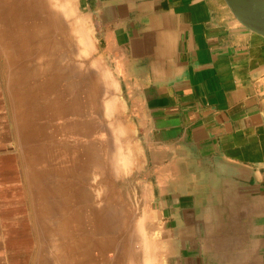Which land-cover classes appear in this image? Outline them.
<instances>
[{"label":"crops","instance_id":"0c3cea01","mask_svg":"<svg viewBox=\"0 0 264 264\" xmlns=\"http://www.w3.org/2000/svg\"><path fill=\"white\" fill-rule=\"evenodd\" d=\"M85 1L147 147L139 185L156 257L214 264L259 241L264 264V218L242 215L248 201H223L227 188L264 191V37L243 27L225 0ZM91 1L104 12L95 13ZM1 82L0 75V264H33L38 241L27 176L11 149ZM208 194L214 216L186 218L187 210H208Z\"/></svg>","mask_w":264,"mask_h":264},{"label":"rangeland","instance_id":"374dc122","mask_svg":"<svg viewBox=\"0 0 264 264\" xmlns=\"http://www.w3.org/2000/svg\"><path fill=\"white\" fill-rule=\"evenodd\" d=\"M114 65L85 0H0V75L33 264H161L139 185L147 147Z\"/></svg>","mask_w":264,"mask_h":264},{"label":"water","instance_id":"95a60500","mask_svg":"<svg viewBox=\"0 0 264 264\" xmlns=\"http://www.w3.org/2000/svg\"><path fill=\"white\" fill-rule=\"evenodd\" d=\"M228 8L236 18V20L246 29L261 35L264 37V0H225ZM231 184V183H227ZM230 188V187H229ZM262 191L263 197L259 191ZM224 193L223 201L224 203L229 202L230 200L233 202H239L245 200L248 201V205L243 210L242 215L248 218L255 217H263L264 218V191L261 189L259 185H251L249 184V190H245L242 193L238 194L237 192L230 193L233 189H226ZM222 195V197H223ZM208 199L205 200L208 210L200 211L197 210H187L185 211L184 216L186 218L193 217H213L214 210L211 209L212 201L211 194H208ZM259 198V200H258ZM221 201V199H220ZM250 202V205H249ZM223 203V202H221ZM226 212V210H220L219 213ZM256 233H258V228H256ZM251 250L247 252V254L243 256H235L232 257H218L214 258V264H258V249H259V241H250Z\"/></svg>","mask_w":264,"mask_h":264},{"label":"flooded vegetation","instance_id":"af4514ba","mask_svg":"<svg viewBox=\"0 0 264 264\" xmlns=\"http://www.w3.org/2000/svg\"><path fill=\"white\" fill-rule=\"evenodd\" d=\"M99 3V2H98ZM97 2L96 3H93V1H91L90 2V5H91V7L93 8V11L95 12V13H103L104 12V9H100V7L99 6H97V5H95V4H98ZM117 12H119V10H116ZM116 12V13H117ZM98 35L100 36V33H99V27H98ZM100 44V43H99ZM102 44H104V43H102ZM104 46H102V48H103ZM105 53V50H104V48H103V54ZM121 54H123V53H121ZM180 213H181V216H183V211H180Z\"/></svg>","mask_w":264,"mask_h":264}]
</instances>
